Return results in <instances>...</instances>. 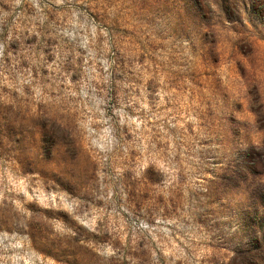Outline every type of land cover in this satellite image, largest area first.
<instances>
[{"label":"rangeland","instance_id":"rangeland-1","mask_svg":"<svg viewBox=\"0 0 264 264\" xmlns=\"http://www.w3.org/2000/svg\"><path fill=\"white\" fill-rule=\"evenodd\" d=\"M218 1L0 0V264H264V0Z\"/></svg>","mask_w":264,"mask_h":264},{"label":"trees","instance_id":"trees-1","mask_svg":"<svg viewBox=\"0 0 264 264\" xmlns=\"http://www.w3.org/2000/svg\"><path fill=\"white\" fill-rule=\"evenodd\" d=\"M227 3H229L228 0H219V1L217 2V5L220 6V9L224 10V9H228L227 6H226ZM189 4H190V5H193L192 2H190V1H189ZM229 10H231V9H229Z\"/></svg>","mask_w":264,"mask_h":264}]
</instances>
